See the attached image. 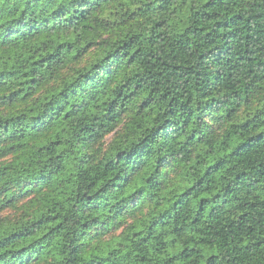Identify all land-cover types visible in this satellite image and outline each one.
Listing matches in <instances>:
<instances>
[{"label": "trees", "instance_id": "1", "mask_svg": "<svg viewBox=\"0 0 264 264\" xmlns=\"http://www.w3.org/2000/svg\"><path fill=\"white\" fill-rule=\"evenodd\" d=\"M0 264H264V0H0Z\"/></svg>", "mask_w": 264, "mask_h": 264}]
</instances>
